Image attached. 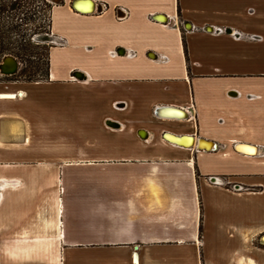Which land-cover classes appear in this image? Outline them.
I'll return each mask as SVG.
<instances>
[{"label":"crops","instance_id":"crops-1","mask_svg":"<svg viewBox=\"0 0 264 264\" xmlns=\"http://www.w3.org/2000/svg\"><path fill=\"white\" fill-rule=\"evenodd\" d=\"M72 1L49 79L0 73V264H264V0Z\"/></svg>","mask_w":264,"mask_h":264},{"label":"trees","instance_id":"trees-1","mask_svg":"<svg viewBox=\"0 0 264 264\" xmlns=\"http://www.w3.org/2000/svg\"><path fill=\"white\" fill-rule=\"evenodd\" d=\"M53 7L49 0H0V61L4 56L12 55L23 65L11 75L13 80L41 82L49 79L51 45L41 43L46 46V55L37 56L35 50L41 49L42 45L34 38L51 34ZM8 11L15 12L10 21H6L5 17ZM16 18L20 19V23ZM33 58H38V62H33ZM44 61L45 71L40 68Z\"/></svg>","mask_w":264,"mask_h":264},{"label":"water","instance_id":"water-1","mask_svg":"<svg viewBox=\"0 0 264 264\" xmlns=\"http://www.w3.org/2000/svg\"><path fill=\"white\" fill-rule=\"evenodd\" d=\"M90 2V3H93V1L92 0H73L72 1V3H71V5H72V8L74 9V10H76V11H79V9H77V4L78 3H80V2ZM159 18V16H154V19H158ZM36 39H41L42 37L41 36H36L35 37ZM9 61L14 65V71H8V70H6V66L9 64ZM19 68H20V62L14 57V56H4L3 57V59H2V61H1V63H0V73L2 74V75H13V74H15L18 70H19ZM161 110H165L166 112H167V114L166 115H161L158 111H157V115L158 116H161V117H163V116H165V117H173V118H177L178 119V115L179 114H184L185 112L183 111V110H180V109H175V108H163V109H159V111H161ZM159 113V114H158ZM170 114H172V116H169ZM140 135H142L143 134V131H140V133H139ZM173 137L175 140H170V138L169 137ZM165 138L167 139V141L168 142H170V143H172V141H175L174 143L175 144H177V145H180L179 143H182V142H179V141H183V140H185V139H192L193 137H191V136H184V137H177V136H175V135H171V134H165ZM177 141V142H176ZM201 142H204V143H206V144H212V142H206L205 140H202V139H199L198 140V145H197V148L198 149H202V150H205V151H207V149L206 148H203L202 146H200V143ZM247 147H249V148H252V147H255V148H258V147H256V146H253V145H248V144H242V143H237V144H235L234 145V150L235 151H237V152H239V153H246V152H242V150L244 149V148H247ZM214 149H217V145H214V148L212 149V150H214ZM259 149V148H258ZM209 151H211V150H209ZM245 151V150H244ZM246 155V154H245ZM255 156V155H254Z\"/></svg>","mask_w":264,"mask_h":264},{"label":"built area","instance_id":"built-area-1","mask_svg":"<svg viewBox=\"0 0 264 264\" xmlns=\"http://www.w3.org/2000/svg\"><path fill=\"white\" fill-rule=\"evenodd\" d=\"M51 3H53V1H51ZM98 4H99V6L97 8V5H96V10L94 12H97L98 11L99 13H103V12H105V11L108 10L107 5H105L104 3L103 4L98 3ZM118 10H120L121 13H119V12L117 13V11H116V13H115L116 19L118 21L125 20L128 17V14H129L128 13V10L123 9V8L122 9H118ZM151 19H153V21H155L156 23H161L160 21L158 22L156 19H154V17H152ZM161 24H166V23H161ZM193 28H194L193 26L191 27V29H186L185 28V31L186 32L193 31ZM203 31L204 32H207V33H211V34H216V35H229V36L233 37L236 40H240V39L246 38V35H243L241 32L234 31L233 29H228V28H221V27H217V28L210 27V28H208V27H204L203 28ZM247 37H249L251 39H257L258 38V37L254 36V35H247ZM47 38L51 42L53 41L51 34L47 35ZM110 54L113 57H116V56L119 55L117 51H111ZM124 55H126L128 57H132V56H134V53L132 51H125ZM248 98L249 99H253L254 96L253 95H248ZM184 112H185V110H184ZM218 180L219 179H214L215 182L218 181ZM233 187L235 188L236 186H233Z\"/></svg>","mask_w":264,"mask_h":264},{"label":"bare ground","instance_id":"bare-ground-1","mask_svg":"<svg viewBox=\"0 0 264 264\" xmlns=\"http://www.w3.org/2000/svg\"><path fill=\"white\" fill-rule=\"evenodd\" d=\"M81 4H83L84 2H80ZM94 3V2H93ZM78 9V8H77ZM81 9H79V11H80ZM94 10V6H92L90 9H89V11L90 12H92ZM80 12H83V11H80ZM84 13V12H83ZM85 13H89V12H85ZM7 56H11V55H7ZM14 65L9 61V64L6 66V70H8V71H14ZM169 116H172V114H170ZM179 117L178 118H185L186 117V114L184 113V114H179L178 115ZM173 118V117H172ZM170 138V140H175L173 137H169ZM192 141V143L190 144V145H187V143L185 144L183 141ZM183 141H179V142H182V143H179L180 145H182V146H185V147H190V146H193V145H195V146H197L198 145V140H196V139H185V140H183ZM175 141H172V143L173 144H175L174 143ZM177 142V141H176ZM204 142H201L200 143V146H202L203 148H206L207 150H212L213 148H214V144L212 143V144H208V145H205V146H203L204 144H203ZM177 145V144H176ZM245 150V151H244ZM242 152H246V153H244V154H246V155H257V154H259V149L258 148H255V147H252V148H249V147H247V148H244L243 150H242Z\"/></svg>","mask_w":264,"mask_h":264},{"label":"rangeland","instance_id":"rangeland-1","mask_svg":"<svg viewBox=\"0 0 264 264\" xmlns=\"http://www.w3.org/2000/svg\"><path fill=\"white\" fill-rule=\"evenodd\" d=\"M50 2L51 1H53V4L54 5H56V4H58V3H60L61 2V0H49ZM96 14H100L98 11L96 12ZM15 16V12H11V11H8L6 14H5V17H6V21H10L11 19L10 18H13ZM20 17H22L23 18V15H21ZM10 19V20H9ZM15 20H17L19 23H20V19H18V18H16ZM155 22V21H154ZM159 24H161V23H159ZM14 35V34H13ZM39 36V35H38ZM42 38L41 39H36V38H34V41H36V42H38V43H46V44H48L49 42H48V38L47 37H45L44 35L43 36H41ZM244 39H247V40H255V39H251V38H249V37H247V35H246V38H244ZM50 41V40H49ZM43 44H41L42 45V48L41 49H37V50H35V52H36V55L38 56V54L39 55H41V56H45L46 55V51H45V47L46 46H44ZM20 62V61H19ZM33 62H38V58H33ZM0 63H1V61H0ZM23 65H22V63L20 62V68L22 67ZM40 68L43 70V71H45V69H46V65H45V61L44 62H42V64H41V66H40ZM250 95H252V94H250ZM254 96V95H253ZM246 97L248 98V95H246ZM197 140V139H196Z\"/></svg>","mask_w":264,"mask_h":264}]
</instances>
